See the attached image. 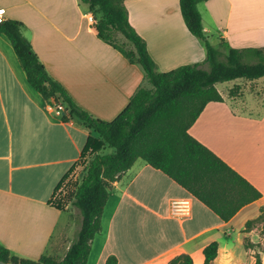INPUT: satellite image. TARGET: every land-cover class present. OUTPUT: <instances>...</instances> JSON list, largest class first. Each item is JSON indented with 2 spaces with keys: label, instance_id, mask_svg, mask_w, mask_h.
I'll return each instance as SVG.
<instances>
[{
  "label": "crops",
  "instance_id": "obj_1",
  "mask_svg": "<svg viewBox=\"0 0 264 264\" xmlns=\"http://www.w3.org/2000/svg\"><path fill=\"white\" fill-rule=\"evenodd\" d=\"M124 5L157 70L196 61L206 67L203 43L187 30L177 0H124ZM196 6L211 44L264 45V0H201ZM0 7L3 19L22 23L48 74L92 115L109 119L138 86L149 87L139 63L95 35L78 0H0ZM242 79L235 94L214 82L221 99L208 100L187 130L259 195L222 220L137 157L111 183L85 264H105L108 255L114 264H168L180 252L201 264V249L210 240L217 242L212 264H250L255 253L264 264V207L263 219L244 227L264 206V75ZM51 101L27 82L0 32V244L18 256L61 258L79 227L78 209L53 188L74 163L73 171L91 132L75 116L61 118ZM177 198L187 199V214L170 211Z\"/></svg>",
  "mask_w": 264,
  "mask_h": 264
},
{
  "label": "trees",
  "instance_id": "obj_2",
  "mask_svg": "<svg viewBox=\"0 0 264 264\" xmlns=\"http://www.w3.org/2000/svg\"><path fill=\"white\" fill-rule=\"evenodd\" d=\"M78 1L92 14L94 20L90 25L95 35L129 62L139 63L150 85L138 86L111 118L96 117L80 107L65 87L48 74L23 35L22 23L10 17L0 21V32L9 40L27 82L44 100L62 104L61 118L75 116L91 132L86 135L76 160L83 162L81 172L70 182L69 200L63 198L80 215L79 227L63 256H18L0 244V259L6 264H85L91 238L100 229L101 210L111 183L137 157L161 170L222 220L259 195L252 184L187 129L208 100L221 99L214 82L264 75V45L222 48L220 42L211 44L203 32L196 6L201 0H177L187 30L203 43L206 67L196 61L157 70L143 37L128 21L124 0ZM116 32L123 40L115 38ZM238 88L234 84L228 93L235 94ZM105 148L109 150L104 151ZM73 166L74 163L56 182L53 193ZM55 205L61 206L60 201ZM263 207L259 206L256 216L245 220L244 227L263 219ZM216 248L215 240L203 245L201 264H212ZM104 262L114 264L115 257L108 255ZM168 264H192V260L187 253L180 252ZM250 264H263L258 253Z\"/></svg>",
  "mask_w": 264,
  "mask_h": 264
},
{
  "label": "rangeland",
  "instance_id": "obj_3",
  "mask_svg": "<svg viewBox=\"0 0 264 264\" xmlns=\"http://www.w3.org/2000/svg\"><path fill=\"white\" fill-rule=\"evenodd\" d=\"M82 5H84V4L82 3ZM115 38L118 41L123 40V37L118 32L115 33ZM240 80H243L242 77H235V78L228 79V80L216 81L215 86L217 88H220V89L225 88V89H227V92H228V89L231 88L234 84H237ZM52 102H53V104L56 103V101H53V100L51 101V103ZM108 150H109V148H105L104 151H108ZM82 166H83L82 161H80V160L76 161L73 171H71V173L69 174L70 178L67 177L68 179L64 180L63 183H61L59 185V187L55 191V196L60 195L65 200H69L68 195H69V191L72 187V184H70V182H71V180H73L74 177H76L81 172Z\"/></svg>",
  "mask_w": 264,
  "mask_h": 264
},
{
  "label": "built area",
  "instance_id": "obj_4",
  "mask_svg": "<svg viewBox=\"0 0 264 264\" xmlns=\"http://www.w3.org/2000/svg\"><path fill=\"white\" fill-rule=\"evenodd\" d=\"M85 15L89 23L94 20L90 12L87 11ZM1 20H3V7H0V21ZM52 107L55 113H59L63 106L61 103L56 102ZM169 206L170 211L174 214H187L188 212V202L187 199L184 198L172 199Z\"/></svg>",
  "mask_w": 264,
  "mask_h": 264
},
{
  "label": "water",
  "instance_id": "obj_5",
  "mask_svg": "<svg viewBox=\"0 0 264 264\" xmlns=\"http://www.w3.org/2000/svg\"><path fill=\"white\" fill-rule=\"evenodd\" d=\"M0 264H6L5 261L0 259Z\"/></svg>",
  "mask_w": 264,
  "mask_h": 264
}]
</instances>
